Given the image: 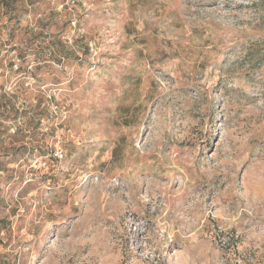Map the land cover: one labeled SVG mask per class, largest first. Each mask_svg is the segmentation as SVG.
<instances>
[{
	"label": "rangeland",
	"instance_id": "1",
	"mask_svg": "<svg viewBox=\"0 0 264 264\" xmlns=\"http://www.w3.org/2000/svg\"><path fill=\"white\" fill-rule=\"evenodd\" d=\"M0 264H264V0H0Z\"/></svg>",
	"mask_w": 264,
	"mask_h": 264
}]
</instances>
